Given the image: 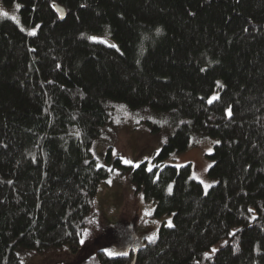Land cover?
<instances>
[{
    "label": "trees",
    "instance_id": "obj_1",
    "mask_svg": "<svg viewBox=\"0 0 264 264\" xmlns=\"http://www.w3.org/2000/svg\"><path fill=\"white\" fill-rule=\"evenodd\" d=\"M15 1L21 22L0 18V264L80 251L114 101L166 118L157 164L116 163L173 223L152 240L124 228L126 251L79 264H264V0ZM200 136L216 139L207 190L191 163L162 164Z\"/></svg>",
    "mask_w": 264,
    "mask_h": 264
},
{
    "label": "rangeland",
    "instance_id": "obj_2",
    "mask_svg": "<svg viewBox=\"0 0 264 264\" xmlns=\"http://www.w3.org/2000/svg\"><path fill=\"white\" fill-rule=\"evenodd\" d=\"M17 5L20 8L19 1L7 5L0 0V11L8 14L0 15V18L14 17V20L20 23ZM92 36L108 44H116L106 33ZM217 94L218 92H215L212 97ZM167 134L165 116L145 107L132 108L124 101H114L109 121L102 127L92 144L98 164L108 167L111 171L98 186L94 208L83 230L82 239L85 243L78 252L68 245L30 250L22 255V264H79L99 248L112 253L124 252L128 247L127 239H122L125 236L122 231L124 228L130 227L138 240H144L154 238L163 224L168 225L169 221L173 223L172 213L162 216L153 214L155 201L147 199L141 191H137L122 167L116 163V159L120 157L122 161H131V165L145 160L148 161L149 167H153L157 164L154 156L159 152ZM215 141L211 136L194 137L186 149L172 153L162 164L191 163L192 177L199 180L207 190L218 180L208 172L213 163L210 154L213 152ZM111 225L118 228L121 226L120 230L107 229Z\"/></svg>",
    "mask_w": 264,
    "mask_h": 264
},
{
    "label": "snow or ice",
    "instance_id": "obj_3",
    "mask_svg": "<svg viewBox=\"0 0 264 264\" xmlns=\"http://www.w3.org/2000/svg\"><path fill=\"white\" fill-rule=\"evenodd\" d=\"M16 7L19 8V5H17ZM0 15H2V16H7L8 14H7L6 12H2V11H0ZM13 19H15V18L13 17ZM30 34H35V33L32 32V33H30ZM93 39H95V38H93ZM112 47H116V46H115V45H112ZM218 84H219V82H218ZM221 86H222V85H221ZM216 99H218V97H217V96H213L211 99H209L208 102H209V103H212V102H213L214 100H216ZM228 114L231 115L230 110H228ZM123 163H125V164H131L132 162L129 161V160H123ZM135 167H139V165H135ZM148 170L151 171V168H149ZM109 171H111V170H109ZM109 183H110V181H109ZM169 191H171V188H169ZM250 211H251V210H250ZM89 223H92V221H89ZM168 226H169V227L172 226L171 221L168 222ZM233 234H234V233H233ZM85 235H87V232H85ZM149 239L152 240L153 237H149ZM80 243H81V244H84V243H85L84 239H81V240H80ZM105 251H106L107 255H109V256L114 255V253H112V252H108L107 250H105ZM212 251L215 252L216 249H213ZM121 255H127V253H126V252H125V253H121Z\"/></svg>",
    "mask_w": 264,
    "mask_h": 264
},
{
    "label": "water",
    "instance_id": "obj_4",
    "mask_svg": "<svg viewBox=\"0 0 264 264\" xmlns=\"http://www.w3.org/2000/svg\"><path fill=\"white\" fill-rule=\"evenodd\" d=\"M56 8L59 11V13H60L61 16H63L65 14L64 8L60 4H57L56 5ZM134 262H135V259L133 261V264H134Z\"/></svg>",
    "mask_w": 264,
    "mask_h": 264
}]
</instances>
